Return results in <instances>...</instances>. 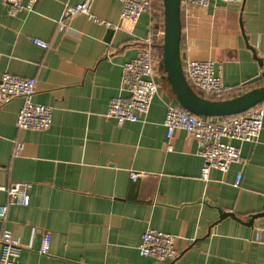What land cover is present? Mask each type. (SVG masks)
I'll list each match as a JSON object with an SVG mask.
<instances>
[{
  "label": "crops",
  "instance_id": "obj_1",
  "mask_svg": "<svg viewBox=\"0 0 264 264\" xmlns=\"http://www.w3.org/2000/svg\"><path fill=\"white\" fill-rule=\"evenodd\" d=\"M81 1L13 10L0 0V74L34 77L33 100L53 108L49 128H18L23 98L0 101V184L33 183L30 203L11 204L0 220V235L8 229L24 246L19 264H264V234L256 238L263 216L251 221L264 211V124L257 140H233L241 159L206 180L196 138L185 129L167 136L174 100L161 69L160 91L140 120L107 116L110 99L128 93L124 64L149 35L151 17L131 24L120 0H94L93 14L110 25L78 13L59 28L65 4ZM181 49L184 61H216L232 89L223 97L264 84V0L195 9L184 18ZM132 170L145 174L133 181ZM8 200L0 189V203ZM221 211L236 217L219 219ZM147 228L177 236L175 261L140 253ZM45 232L49 253L39 251Z\"/></svg>",
  "mask_w": 264,
  "mask_h": 264
},
{
  "label": "built area",
  "instance_id": "obj_2",
  "mask_svg": "<svg viewBox=\"0 0 264 264\" xmlns=\"http://www.w3.org/2000/svg\"><path fill=\"white\" fill-rule=\"evenodd\" d=\"M13 10L21 8L32 9L37 0H4ZM122 3L121 18L131 24L136 23L143 13L150 14L149 35L142 41L134 58L127 61L123 68V83L128 93L114 96L109 101L107 116L114 117L118 123L138 121L146 114L154 97L160 91L157 75L160 70L162 58L161 45L164 40V13L156 7L158 0H120ZM160 1V0H159ZM234 0H181V13L183 18L193 15L197 8H206L214 2L231 3ZM94 0H83L76 4L67 2L64 6L63 16L59 20V28H63L71 16L85 13L89 18L100 24L110 23L92 12ZM163 15V20H162ZM34 43L47 48L49 42L35 37ZM1 57V52H0ZM184 72L190 84L203 95L211 98H223L231 92L223 77L217 70L214 59H187L183 63ZM36 92V79L5 72L0 74V101L6 102L16 96L23 98V105L17 115L18 128L44 130L53 122V108L50 105L37 103L33 100ZM264 124V102L237 114L206 117L194 114L175 102L168 105L165 125L167 136H173L178 129L190 132L199 143V153L204 159L201 176L208 179L211 169L218 168L227 171L233 162L241 159V149L233 140H257ZM18 145L14 154L19 153ZM145 173L131 171L130 178L137 181ZM242 173L237 174L234 182L239 186ZM30 181H15L11 184H0L5 190L9 200L0 203V220L7 217L11 204L28 205L30 203ZM264 234V216L262 222L256 227V238ZM177 236L155 228H147L142 233V240L138 245L140 253L163 262L175 261L179 257L176 245ZM52 234L45 232L39 251L49 253ZM24 249L23 244L15 238L10 230L4 229L0 235V264H19V258Z\"/></svg>",
  "mask_w": 264,
  "mask_h": 264
},
{
  "label": "water",
  "instance_id": "obj_3",
  "mask_svg": "<svg viewBox=\"0 0 264 264\" xmlns=\"http://www.w3.org/2000/svg\"><path fill=\"white\" fill-rule=\"evenodd\" d=\"M162 1L164 40L161 45L160 69L163 72L162 80L168 85L177 105L197 115L217 117L241 113L264 102V84L223 98L207 97L197 91L188 81L183 67L185 54L181 49L183 30L181 0ZM254 52L256 56V51ZM229 215L236 217L233 212L221 211L219 219ZM260 216H264V211L252 214L251 221Z\"/></svg>",
  "mask_w": 264,
  "mask_h": 264
},
{
  "label": "rangeland",
  "instance_id": "obj_4",
  "mask_svg": "<svg viewBox=\"0 0 264 264\" xmlns=\"http://www.w3.org/2000/svg\"><path fill=\"white\" fill-rule=\"evenodd\" d=\"M155 4H156L155 6L159 8V10H162V5H163V4H162V1H161V0H160V1H159V0L156 1Z\"/></svg>",
  "mask_w": 264,
  "mask_h": 264
},
{
  "label": "trees",
  "instance_id": "obj_5",
  "mask_svg": "<svg viewBox=\"0 0 264 264\" xmlns=\"http://www.w3.org/2000/svg\"><path fill=\"white\" fill-rule=\"evenodd\" d=\"M162 1V0H161ZM162 4H163V1H162ZM162 12H163V5H162ZM162 20H163V15H162ZM182 21H183V24H184V18H183V15H182ZM201 94H203L201 91H199Z\"/></svg>",
  "mask_w": 264,
  "mask_h": 264
}]
</instances>
